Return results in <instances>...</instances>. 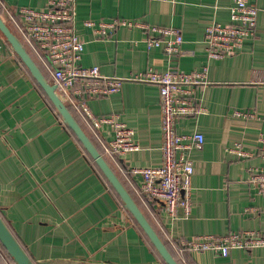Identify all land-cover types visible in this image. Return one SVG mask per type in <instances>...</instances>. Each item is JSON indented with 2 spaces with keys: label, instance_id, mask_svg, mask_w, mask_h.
<instances>
[{
  "label": "crops",
  "instance_id": "obj_1",
  "mask_svg": "<svg viewBox=\"0 0 264 264\" xmlns=\"http://www.w3.org/2000/svg\"><path fill=\"white\" fill-rule=\"evenodd\" d=\"M11 10L45 9L50 0H4ZM235 0H77L76 29L85 43L81 66L98 67L106 77L130 78L149 69L171 66L187 73L207 68V84L197 100L206 111L178 121L180 134L200 132L205 144L194 150L193 211L183 208L172 220L163 201L149 203L142 178L131 169L162 164V112L158 86L126 81L120 91L89 100L98 116H116L135 132L139 150L117 157L107 150L113 134L96 130L74 106L86 134L138 202L180 264H264V247L233 250L223 257L211 252L179 253L178 239L231 232L264 236V195L251 182V169L264 168V0L257 36L234 56L210 60L204 36L217 21L231 23ZM0 14L21 38L45 76L54 84L47 57L20 33L0 5ZM17 23L20 19L17 16ZM128 20L182 32L179 56L148 49L149 34L120 27L100 37L86 25ZM21 21V20H19ZM21 23V22H20ZM0 32V213L36 264H163L144 232L124 209L118 194L63 123L48 96ZM82 87L81 85L79 88ZM87 96V95H86ZM85 96V97H86ZM249 111L255 118L234 116ZM242 144L246 156L229 149ZM0 264H14L0 247Z\"/></svg>",
  "mask_w": 264,
  "mask_h": 264
},
{
  "label": "built area",
  "instance_id": "obj_2",
  "mask_svg": "<svg viewBox=\"0 0 264 264\" xmlns=\"http://www.w3.org/2000/svg\"><path fill=\"white\" fill-rule=\"evenodd\" d=\"M76 2L50 0L45 9L24 7L14 12L4 0H0V5L15 21L21 35L47 57L59 98L68 106L77 108L94 129H106L113 134L107 143V150L111 154L124 157L139 150L135 132L116 116L96 115L89 100L120 91L126 81L158 86L162 112V164L152 168H134L131 173L142 178L141 192L149 203L165 202L166 212L172 220L179 218L180 208H183L186 217L190 216L193 211L194 175L191 154L194 150L202 149L205 137L200 132L180 134L177 123L182 118L197 117L206 111L196 96L198 88L208 83L207 68L202 72L187 73L171 66L166 72L149 69L130 78H117L103 76L98 67H82L85 43L76 29ZM258 15L259 9L251 0H235L231 8V23L224 25L213 21L206 29L204 43L208 58L222 60L239 53L246 42L256 38ZM17 16L21 20L18 23ZM86 25L93 28L98 26L95 32L104 38L109 31L120 27L142 29L149 34L147 48H162L170 59L181 54L184 44L182 32L173 27L128 20L98 25L89 21ZM80 85L82 87L79 88ZM234 116L255 118L253 112L239 110L234 112ZM260 142L264 147V136H261ZM229 151L246 156L242 144H237ZM251 175L253 186L264 195V168H252ZM263 247L264 236L251 231L203 235L175 241L179 253L211 252L223 257L229 256L233 250L251 252Z\"/></svg>",
  "mask_w": 264,
  "mask_h": 264
},
{
  "label": "water",
  "instance_id": "obj_3",
  "mask_svg": "<svg viewBox=\"0 0 264 264\" xmlns=\"http://www.w3.org/2000/svg\"><path fill=\"white\" fill-rule=\"evenodd\" d=\"M0 32L6 40L5 48L8 46L14 54L30 71L33 79L43 89L48 96L50 102L60 115L65 126L70 129L82 143L84 149L94 160L103 176L118 194L122 205L143 230L149 241L156 249L165 264H180L174 257L166 243L162 240L158 232L155 230L147 216L140 208L138 202L123 184L119 176L110 166L105 156L100 152L90 137L86 134L81 124L71 111L70 107L63 102L56 94V85L52 84L45 76L39 65L29 53L27 47L21 38L11 29L0 14ZM0 244L6 250L14 264H36L24 246L19 242L18 238L11 230L4 217L0 213Z\"/></svg>",
  "mask_w": 264,
  "mask_h": 264
},
{
  "label": "trees",
  "instance_id": "obj_4",
  "mask_svg": "<svg viewBox=\"0 0 264 264\" xmlns=\"http://www.w3.org/2000/svg\"><path fill=\"white\" fill-rule=\"evenodd\" d=\"M71 109V108H70ZM72 111V110H71ZM114 190V189H113ZM138 224V223H137ZM143 231V230H142ZM145 234V233H144ZM146 236V235H145ZM147 237V236H146ZM148 238V237H147ZM149 240V239H148ZM151 243V242H150ZM152 245V244H151ZM153 246V245H152ZM0 247L4 250V252L7 254V252H6V250L2 247V245L0 244ZM154 248V247H153ZM155 251H156V249H155ZM157 252V251H156ZM157 254H158V252H157ZM8 255V254H7ZM159 255V254H158ZM9 256V255H8ZM160 256V255H159ZM12 260V259H11ZM162 260V259H161ZM13 261V260H12ZM163 261V260H162ZM163 264H165L164 263V261H163Z\"/></svg>",
  "mask_w": 264,
  "mask_h": 264
}]
</instances>
